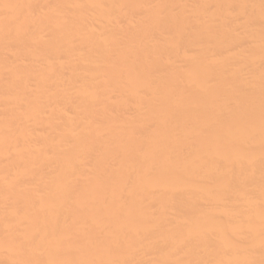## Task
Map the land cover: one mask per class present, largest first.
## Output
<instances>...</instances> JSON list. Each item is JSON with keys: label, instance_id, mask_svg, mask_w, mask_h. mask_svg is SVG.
Returning a JSON list of instances; mask_svg holds the SVG:
<instances>
[{"label": "bare ground", "instance_id": "6f19581e", "mask_svg": "<svg viewBox=\"0 0 264 264\" xmlns=\"http://www.w3.org/2000/svg\"><path fill=\"white\" fill-rule=\"evenodd\" d=\"M0 264H264V0H0Z\"/></svg>", "mask_w": 264, "mask_h": 264}]
</instances>
